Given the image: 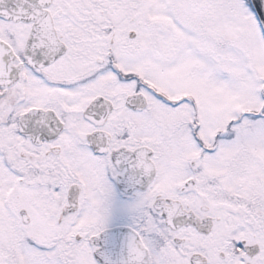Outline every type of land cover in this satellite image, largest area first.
<instances>
[{"label":"snow or ice","instance_id":"6c2138e0","mask_svg":"<svg viewBox=\"0 0 264 264\" xmlns=\"http://www.w3.org/2000/svg\"><path fill=\"white\" fill-rule=\"evenodd\" d=\"M0 264H264V0H0Z\"/></svg>","mask_w":264,"mask_h":264}]
</instances>
